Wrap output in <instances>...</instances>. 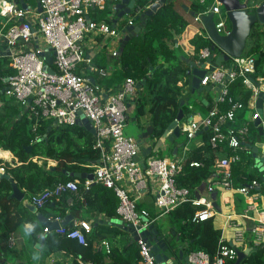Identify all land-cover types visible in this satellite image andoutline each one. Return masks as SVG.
I'll return each instance as SVG.
<instances>
[{"label": "built area", "instance_id": "obj_1", "mask_svg": "<svg viewBox=\"0 0 264 264\" xmlns=\"http://www.w3.org/2000/svg\"><path fill=\"white\" fill-rule=\"evenodd\" d=\"M154 3L158 0H148ZM42 10L28 4L22 7L17 0H0V14L5 18L0 29V36H5L11 51V66L15 73L1 77L4 82V94L14 98L35 119L34 129L41 121H52L53 126L74 125L83 115L90 119L96 130L95 147L101 150L98 164L93 166L92 177H86L83 187L90 189L95 183H103L116 191L119 198L117 215L126 223L133 225L140 232L155 224L159 216L168 214L184 202L191 201L194 205L205 204V208L198 210L192 217L193 222H200L214 216L215 210L211 201L204 197L192 195L190 188L179 186L177 177L187 161L186 153L177 159H170L160 154H153L140 161V144L133 136L125 132L129 107L132 99L138 94V80L127 77L121 87L108 93L102 85L91 80V73L108 76L109 71L93 63V55L87 49V39L90 35H102L120 44L126 33L127 25L135 24V16L141 14L145 7H134L131 18L122 26H114L104 19H96L91 15L94 11L107 7L108 0H40ZM209 9L202 13H215L218 31L222 34L230 33V24L220 3L215 0ZM200 14L197 16L199 18ZM9 25V26H8ZM4 30V27H7ZM50 49L54 61L45 69V57L39 52ZM120 49L112 51L117 56ZM219 52L210 46L204 47L200 56L205 64L206 73L201 78V85L214 84L219 86L216 102H224L228 95V86L236 78H242L247 88L253 90V96L258 99L260 85L264 78H255L257 71L256 57L245 52L239 56L215 65ZM212 57V60L208 59ZM232 102V98H228ZM192 108V107H191ZM246 108L236 101L226 110H220L217 103L207 114H195L187 123L180 122L181 132L188 141L196 138L206 127L211 131L210 142L214 147L224 144L232 153L219 157L215 162L216 180L210 179L208 189L213 191L216 185L244 193L250 199L258 197L259 189L263 185L254 179L251 185L235 187L232 183L233 165L242 159L241 152H251L246 145L251 133V125L260 115L254 111L249 118L239 120L238 112ZM187 149V148H185ZM224 149V147H223ZM201 161H192V166L201 165ZM1 171H6L1 167ZM148 176L155 177L157 189L154 202L159 215H153L149 208L141 207L127 188L128 184L136 190L147 186ZM79 179L60 180L52 187H46L33 193L30 200L38 208L46 206L50 201H59L66 193L70 195L68 203L72 204L74 197L80 194ZM253 188V189H252ZM255 188V189H254ZM258 193V194H257ZM79 195V196H78ZM254 213H259L255 216ZM242 216L255 221V240L261 242L264 234V209L256 203H251ZM63 221L60 216L50 218ZM92 223L79 220L71 228L61 226L56 229L86 243V233L92 231ZM46 231L48 230L45 227ZM243 240V232L238 230L234 243H228L221 238L218 255L211 258L204 251H193L188 254L189 264H232L238 256V242ZM7 243L15 247L16 239L10 235ZM140 251V264H166L157 261L151 246L144 238L137 241ZM98 251L111 253L112 243L108 239L95 242Z\"/></svg>", "mask_w": 264, "mask_h": 264}, {"label": "trees", "instance_id": "obj_2", "mask_svg": "<svg viewBox=\"0 0 264 264\" xmlns=\"http://www.w3.org/2000/svg\"><path fill=\"white\" fill-rule=\"evenodd\" d=\"M17 1L21 4L20 0ZM25 1L32 6L37 4V0ZM213 2L214 0H205L201 10L208 9ZM148 3H150L148 0H139V5L142 7H146ZM110 12L111 9L107 6L103 10L94 11L91 16L111 23ZM186 25L187 21L175 8L174 0H166L158 11L146 17L143 31L134 35L120 53L114 56L115 64L109 76L91 73L96 82L108 90L114 86L119 89L127 77H133L138 81L145 79L146 83L142 90H138L137 111L138 114H143L146 103L150 102L151 123L154 127L152 136L157 139L165 135L169 125L177 117L183 100L187 101L191 98L190 102L192 101L194 107L199 108L204 114L215 106V103L206 104L200 99L199 94L191 95L190 92L185 91V85L190 79L187 74V64L170 47V42L176 34L184 30ZM8 26L4 27V30H7ZM2 28L0 24V29ZM192 42L197 52L204 47L212 46L211 39L202 34L195 36ZM245 53L256 57L257 71L254 77H264V25L259 23L254 25ZM160 54L164 55L169 65H162L150 74L148 64H154ZM111 61L107 51L93 57V63L100 67H110ZM10 63V56H0V78L15 73ZM185 77L184 85L180 86L178 82ZM3 86L4 82L0 79V91ZM252 96L253 90L247 88L239 77L229 84L227 99L216 103L220 110L226 111L233 102H242L246 108L238 112L237 117L241 120L245 117ZM228 98H232V102H229ZM34 126L35 119L29 111L14 98L4 93L0 94V148L12 151L21 162V164H11L0 158V167H5L6 172L12 174L19 186L30 194L52 187L60 180L75 179V175L67 174V172L89 171L90 168L81 164L86 163L87 160L101 158V150L94 145L95 137L84 125L76 123L53 126L52 121H41L36 130ZM252 127L255 129L253 123ZM200 134L203 144L189 152L183 170L177 177L178 185L190 188L192 195H195L197 188L215 172L214 165L218 153H232L231 149L224 144L219 147L211 144L210 130H202ZM30 145L32 147L29 149ZM241 153L242 159L233 165V185L235 187L251 185L254 179L263 184L264 171L255 164L253 154ZM41 156L57 160L56 169L51 170L48 167L47 159L40 162ZM194 160L201 161L202 164L192 166L191 162ZM11 190L10 179L2 178L0 180V242L7 241L9 234L18 227L24 226L26 222H32L35 224L30 229L32 243L39 245L46 253L65 251L74 257L73 264H140L141 256L137 242L129 243L122 250L113 246L111 253L107 255L95 248L96 239L117 236L124 232L122 228L114 227L111 231L100 233L92 229L91 232L86 233V243H81L76 238L56 230L45 231V226L36 219V213L25 207L19 200L10 198ZM80 194L83 199L76 196L72 204H67L70 195L66 193L61 200L50 201L39 210L50 218L60 216L64 219L68 215L72 218H83L85 210L104 212L111 217L117 215L119 198L114 189L103 183H95L90 189H85L82 183ZM205 207V204L194 205L191 201L184 202L170 212L169 222L181 239L187 240L186 252L201 250L209 254L211 258H215L222 243V230L215 226L214 216L205 221H192L194 214ZM152 214L159 215V213ZM73 225L74 221L71 220L66 228L69 229ZM160 227L163 226L160 224ZM5 246L6 251L14 258L21 257V251L8 248L6 244ZM240 264H264V243L258 244L256 250L245 257Z\"/></svg>", "mask_w": 264, "mask_h": 264}, {"label": "crops", "instance_id": "obj_3", "mask_svg": "<svg viewBox=\"0 0 264 264\" xmlns=\"http://www.w3.org/2000/svg\"><path fill=\"white\" fill-rule=\"evenodd\" d=\"M215 3L216 2L214 0V2L208 7V9ZM152 4L153 3H148V5L143 10V12L146 11V9H148ZM204 4H205V0H174L175 8L187 21V25L181 33L175 35L174 39L170 42V47L173 48L176 51V53L181 57V59H183L186 62L187 71L192 69L191 61L196 62L197 65L203 62L200 56V52L203 48L199 52H197L196 46L193 44L192 40L194 39L195 36L199 34L208 36L204 30L202 23L197 18V13L200 14L201 12L205 11V9L201 10V7H204ZM137 5H139V0H137ZM107 6L110 7L111 9L109 17L111 19L112 25L120 27L131 18V14L126 15L124 18L120 19L118 22L113 23V19L116 17V12L113 8V0H108ZM33 7H37V4L36 6H33ZM159 8L157 9V11L159 10ZM139 21L141 20L139 19L138 21H136L135 19L136 24H138ZM1 22L2 21H0V24H2ZM143 29H144V24L141 27V31H143ZM107 38L108 37H105L102 35H90L87 39V49L89 52H91L93 56L97 55L100 52L107 51V54L110 56V59H112L111 66L107 68L109 71V74H108L109 76L113 72L112 67L115 64L113 62L114 56L112 54V51L114 49H118V48L120 49L121 44L118 45L117 43L111 40V42H113L114 44H112V47H110V44H108ZM187 59H189V61ZM162 65L168 66L169 62L166 61L164 55L160 54L154 64H151V63L148 64L150 74ZM92 77L94 78V76ZM188 77H190V79H189V83L185 85V89H186L185 91H187L188 93L190 92L191 95H194L193 93H191L192 92L191 91V76L188 75ZM259 77L264 78L262 76H259ZM185 80H186V77L183 80L179 81L178 84L180 86H183L185 83ZM141 81H144V82L143 84H141V87L138 88L139 91L142 90L143 86L146 83L145 79L138 81V83H140ZM117 88L118 87L114 86V87H111L109 90L105 88L104 89L108 93H111V92L117 91L118 90ZM218 91L219 90H217L216 88H213L210 90H204L198 96L206 104H211V103L214 104L216 103V100L218 97ZM138 96L139 94H137V97L135 99L131 100L129 112H128V119H127L126 126H125V132L128 135L133 136L135 138L137 137L139 133L146 131L148 126H152V123H151L152 113L150 111L151 104L150 102H147L146 107H145V112L143 114H138V111H137ZM190 99L186 101L187 104H185L184 106L186 116L184 120L181 121L183 123H187L190 121L188 120L187 114L191 111H195L196 112L195 114H204L200 111L199 108L194 107V104L192 103V101L190 102ZM256 103H257L256 97H252L249 103L248 110L245 114V118H249L254 111L259 110L256 106ZM254 127L255 129L251 125L250 127L251 133L248 136V140L246 141V145L251 147L250 153L252 154L253 152H252L251 145L255 144V142L257 141V136L259 134L257 127L255 125ZM167 132H166V136L164 135L160 139L154 138L152 135L149 136L144 146H140V153H139L140 161L142 162L146 161V159L153 154H160L170 159H177V158L182 157L186 153V157L188 158L190 151H192L194 148L199 147L200 145L203 144V140H202V136L200 132L196 138L190 141L187 140V138L182 132H181L180 137H176L175 139H169L168 135L170 134V132L168 133ZM91 133L96 138V132L94 133L91 132ZM150 145L153 146L151 150L145 148V147L148 148V146ZM0 151L10 152V154L7 157L0 155L1 159L5 161H9L11 164H21V162L19 161V158L16 157L12 151L5 150L3 148H0ZM223 155H225L224 152L218 153L216 160ZM260 155H264L262 153V149L260 150ZM36 158H38V156ZM44 159L50 160L51 162L50 165H54V164L56 166L58 165L57 160L46 158L44 156H41L40 162H42V160ZM99 160L100 159L87 160L86 163L81 164L82 166H86L91 169L89 171H84V172H86L87 174H90L93 170V166L95 164H98ZM255 164L257 165L258 168H260V170L264 171V169L261 168L260 162L257 161L256 159H255ZM0 169L2 170L1 167ZM84 172H81V173H84ZM75 177L76 179H79L83 183V179H85L88 176H85V177L75 176ZM216 178L217 176H216V173L214 172L211 177H209L206 181H204L197 188V192L195 196L204 197L206 198L207 201L212 202V205L215 210L214 222H215V226L222 230L221 238L225 240L226 242L234 243L237 231L238 230L242 231L243 240L237 243L238 248L241 250H244L249 247H255V249H253L250 253L252 254L253 251L256 250V246L260 243H264V240L262 239L261 242H257L255 240L254 228H255L256 223L252 219L244 218L242 214L251 203H256L260 209L262 210L264 209V187L262 185L261 188L259 189V192L261 194L258 195V197L254 199H250L244 193L235 191L233 189L225 188L221 185H216L215 189L213 191H210L208 189L209 184H210V179L216 180ZM127 188L130 190L132 196L136 199L139 206L149 208L150 211L154 214L159 213V210L154 202V196H155V192L157 189V180L155 177L148 176L147 186L142 190H136L134 186H132L131 184H128ZM21 189L22 191L25 192L26 194L25 197L30 198L32 194L26 192L24 188H21ZM67 204L69 203L67 202ZM254 214L255 216L259 215V213H254ZM36 219H38L37 213H36ZM82 219L88 220L92 223V227H93L92 229L94 232L95 231H98V233L102 231L107 232V231H111V229H113L114 227H120L124 231L123 233H120L117 236H114L112 238L104 237V238L96 239L94 243L101 239H108L111 241L112 247L117 246L122 250L129 243L136 242L133 240L134 239L133 233L129 230H125L122 226L119 225V222H121V219L119 218L118 215L111 217V216H107L104 212L99 213L96 211L85 210L83 213V218L73 217L69 219V222L73 220L74 223H76ZM169 221H170V213L164 214V215L159 216V218L157 219V222H159L163 227H160V224H157V225L161 229H163V231L166 234V238L170 239L171 243L175 247V254L172 260V264L173 263L186 264L185 257L188 256L189 252H186L185 249L188 246V242L187 240L181 239L180 235L177 234L176 230L173 229ZM34 225L35 224L32 222H26L24 226L18 227L15 231L9 234V236L11 234L14 235L16 239L15 247H10L7 241L0 242V258L6 259V264H20L22 262L24 264H73L74 257L72 255H68L63 250H57L51 253H46L39 247V245H34L32 243L33 237L30 231V229L33 228ZM263 238H264V234H263ZM5 244L8 246V248H13V249H17L18 251H21L22 252L21 257L14 258L12 255H10L6 251ZM180 250H183L182 255H180ZM99 252L106 254V255L108 254L103 251H99Z\"/></svg>", "mask_w": 264, "mask_h": 264}, {"label": "water", "instance_id": "obj_4", "mask_svg": "<svg viewBox=\"0 0 264 264\" xmlns=\"http://www.w3.org/2000/svg\"><path fill=\"white\" fill-rule=\"evenodd\" d=\"M222 10L226 13L229 24H230V33L222 34L218 31L215 22V13H202L199 16V21L202 23L204 30L208 37L212 41V50L219 51V55L215 60V65H219L222 61L229 59L230 56L239 57L241 56L247 49L249 38L252 33V29L255 24L259 23L264 25V1L260 4L250 8V0H217ZM22 7H27L28 4L25 0H20ZM166 0H158L154 2L146 11L141 14H137L135 16L136 21L139 19L138 24H130L127 25L125 31L127 32L120 40V51L124 48L127 42L137 33L141 31L142 25L145 23L146 17L152 15L157 11V9L162 6ZM137 4V0H113V8L116 12V17L113 19V23L118 22L120 19L124 18L126 15H130ZM37 7L41 11L42 6L40 0H37ZM199 13H197V16ZM41 55H43L47 61L45 64V69H49L51 72H54V69L48 68L49 64H52L54 61V55L51 53L50 49L40 51ZM10 56L11 51L7 45V39L5 36H0V56ZM189 61V59H187ZM212 60V57L208 59ZM204 62L196 64V62L191 61L192 69L188 70V75L191 76V91L193 94L197 92V94H201L204 90H210L216 88L220 89L219 86H215L214 84H210L207 86L201 85V78L205 75L206 69L204 68ZM93 82H96L93 77H91ZM144 81L138 83V88L141 87ZM260 93L257 99L256 106L259 109L260 115H264V82L260 85ZM4 92V89L0 91V94ZM135 101V100H134ZM187 104L186 100L181 102V108L177 117L172 121L169 125L167 131L170 132L168 135L169 139H175L176 137H180L181 129L180 122L185 118V109L184 106ZM130 105V104H129ZM195 111H191L187 114L188 120L193 119V115ZM77 124L84 125L89 131L96 132L95 126L93 122L81 115ZM254 125L258 129L257 141L252 146L253 156L257 161L260 162L261 168L264 169V155H260V150L262 149V153L264 154V125L262 124V117H257L254 121ZM206 127L204 130H207ZM154 131V127L148 126L146 131L139 133L136 137L140 146H144L147 139L150 135H152ZM166 131V132H167ZM165 132V136H166ZM167 132V133H168ZM202 131H200L201 133ZM32 145L28 148L30 149ZM152 145L145 147L146 149L151 150ZM177 149V148H176ZM146 155V154H145ZM56 165H50L51 170L56 169ZM67 174L75 175L77 177L88 176L92 177L93 175L87 174L86 172H67ZM8 178L12 184V190L10 193V198H15L19 201H22L23 204L33 211L37 213L39 221L48 229L47 231L59 229L61 226H65L69 223V219L72 218L71 215H68L63 221L53 220L50 217L44 215L39 208L31 202L28 197H25V192L22 191L19 184L16 180L11 176L10 173L6 171L0 170V180L2 178ZM264 187V183H263ZM216 204V203H215ZM119 225L122 226L125 230H129L133 233L134 241H138L140 238H144L148 245L151 246L152 252L155 255L157 261L165 262L166 264H172V260L175 254V247L171 243L170 239L166 238V234L157 224H152L148 228L142 231H138L137 228L133 225V223H126L124 221L119 222ZM255 249V247H249L244 250L239 249L237 259L232 264H240L241 261L251 253V251ZM183 250H180V255H182ZM186 264H189L188 256L185 257ZM0 264H6V259L0 258ZM20 264H24L23 262ZM175 264V263H173Z\"/></svg>", "mask_w": 264, "mask_h": 264}, {"label": "rangeland", "instance_id": "obj_5", "mask_svg": "<svg viewBox=\"0 0 264 264\" xmlns=\"http://www.w3.org/2000/svg\"><path fill=\"white\" fill-rule=\"evenodd\" d=\"M262 1H264V0H250V3H249V5H250V8H253L254 6H256V5H258V4H260ZM5 20V18L3 17V16H1L0 15V21H4ZM1 22V23H2ZM108 39V44H110V47H112V44H114L113 42H111V39H109V38H107ZM43 159V158H42ZM43 161V160H42ZM50 160H48V166L50 167ZM263 240H264V238H263Z\"/></svg>", "mask_w": 264, "mask_h": 264}, {"label": "bare ground", "instance_id": "obj_6", "mask_svg": "<svg viewBox=\"0 0 264 264\" xmlns=\"http://www.w3.org/2000/svg\"><path fill=\"white\" fill-rule=\"evenodd\" d=\"M10 154V152H8V151H0V155H2V156H8Z\"/></svg>", "mask_w": 264, "mask_h": 264}]
</instances>
